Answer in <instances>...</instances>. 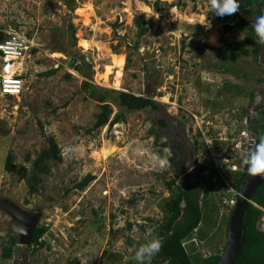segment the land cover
<instances>
[{"label": "rangeland", "instance_id": "1", "mask_svg": "<svg viewBox=\"0 0 264 264\" xmlns=\"http://www.w3.org/2000/svg\"><path fill=\"white\" fill-rule=\"evenodd\" d=\"M67 1L0 0V30L8 38L14 32L24 33L37 46L23 59L10 60V68L16 67L13 74L23 72V94L0 96V196L26 211L40 209V225L49 228L44 249L31 256L21 248L4 261L2 246L11 218L0 211V264H71L75 260L79 264H138L134 247L153 237L167 217L162 208L170 197L166 179H174L177 173L178 184L184 187L191 177L182 172L187 169L191 174L201 164L203 146L197 156L194 152L197 134L204 138L208 133H222L231 141L232 133L235 137L243 129L236 110L215 109V94L223 85L246 83L247 94L233 98V104L252 114L246 97L252 90L258 94L254 80L258 74L253 72L251 57L225 55L224 62L218 57L217 49L243 41L246 32L225 33L208 0H74V11ZM136 16L144 17L149 27L140 39ZM83 42L89 48H82ZM111 54L122 61L117 67ZM222 63L232 70L235 65L247 70L251 80L218 71ZM2 64L0 60V76L7 77ZM74 66L82 68V73ZM107 66L115 67L111 76H106ZM53 70L57 73L48 76ZM83 82L145 97L156 90L153 98L161 108L128 113L114 106L111 119L123 113L125 121L94 130L103 99H89ZM160 120L168 128H162ZM51 137L63 161L47 163L50 171L43 176L42 188L30 197L26 181L6 172V158L13 154L17 167L31 170ZM104 147H112L114 153L102 157ZM88 175L94 180L84 191L77 189ZM198 180L204 191L208 174ZM226 181L231 183V177ZM222 195L223 199L230 193ZM224 215L225 211L211 228L203 220L201 242L195 232L203 255L225 247ZM105 250L116 255L115 260L105 259Z\"/></svg>", "mask_w": 264, "mask_h": 264}, {"label": "trees", "instance_id": "2", "mask_svg": "<svg viewBox=\"0 0 264 264\" xmlns=\"http://www.w3.org/2000/svg\"><path fill=\"white\" fill-rule=\"evenodd\" d=\"M259 1L260 0H241V8L247 9ZM73 2L74 0L67 1L70 5L71 11L76 9L75 6H73ZM256 15H263L260 7L245 10L244 12H240V14L237 13L235 16H216L217 19L224 23L225 33H230L236 29L246 32V36L243 41L225 43L222 48L217 49V54L219 58H222L223 62L225 60L227 61L225 55H229L231 57L239 55L252 58L254 62L252 67L253 72L255 70L256 74H258L257 77H254V80L259 88V92L257 94L255 90L250 91L246 99L248 100L247 106H251L254 113H246L244 111V107H237L233 104V98L236 100L238 97H245L244 95L247 94L245 93L246 89L248 90V88H246V83L223 85L221 90L215 94L213 104L215 109L226 110L231 107L232 110H236V118L241 121L246 116L249 128L257 140L259 137H264V45L256 42L257 37L255 31L251 26V22L247 20H250L249 17ZM134 23L137 28L138 38L140 39L144 37L149 31L145 18L142 16H136ZM68 27L71 31L72 37L74 38V25L70 23ZM114 28L117 29L118 24H115ZM6 38L7 36L0 30V43L5 41ZM138 46L139 44L137 43L134 49L138 50ZM34 52H36V50H34ZM78 56L82 59L84 66H87L88 64L86 59L81 55ZM146 67L145 69H147ZM219 67L221 70L218 71L227 74H235V78L237 80H244L245 82L251 80L247 77V70L237 67L236 65L233 70L228 65H223V63ZM74 69L78 73H82V68L79 66H74ZM56 73L57 72L53 70L50 74H48V76L55 75ZM67 77L71 78L70 75ZM82 89L89 93V99L91 100L100 99V97L103 96L102 105L100 107L101 111L97 116V122L93 128L94 130L100 129L107 124H109V127H112L125 121V115L123 113H117L113 119H111L114 106L125 110L128 113L140 112L146 109L158 111L161 108L160 104L153 98L156 90L155 93L153 92L149 96L145 97L143 95L138 96L130 92L114 90L109 91L96 88L89 82H83ZM233 90H235V92ZM237 110L240 111L238 112ZM159 123L162 128H168V125L164 121L160 120ZM153 133L158 140L160 135L155 130ZM2 134L3 132L0 130V136ZM209 136L213 138L211 133ZM198 137H202L200 132L194 140V152L196 153V156L199 154L200 148L203 146L200 143V140H198ZM164 146H167V144H164ZM175 160L176 156L170 159L172 163H174ZM52 161L55 163H61L63 161V157L56 140L51 137L48 138V147L38 156V159L34 162L31 170L25 166L17 167L15 165V158L13 154H8L5 162V170L7 173L17 174L19 181H26L28 194L32 197L39 194L40 189L42 188L43 176L48 174L50 171V167L47 163ZM197 167L201 174H205L206 172L210 173V176L206 181L207 186L203 196L200 189H198L197 193L193 195L189 192L190 187L184 188L180 186L178 184L176 174L174 175V179H166V187L170 193V197L164 201L162 208L167 217L153 236L163 240V247L161 251L150 261V264H191L181 244V240L189 233L197 232V238H199V241L201 242L202 239H204L202 238L203 234L205 235V229L201 230L203 220H206V224L209 225V227L207 226L208 228L213 226L215 227L219 219H221V213L223 211H225L224 216H226V218L224 217V224L227 235L231 210L222 206L223 199L221 197V193L223 194L222 196L226 195L225 183L219 178L211 159L205 160L202 164H198ZM248 173L247 166L245 165L243 172H239L235 174V176L230 174L229 177H231V182L237 192L240 191V186ZM93 180V176L88 175L76 186V188L84 191ZM216 183L219 185L218 188L220 193L216 191ZM214 194H216V199L213 198ZM217 194L219 195L217 196ZM25 202L29 203L28 200ZM254 204L264 209V184L253 196L252 204L245 214V232L243 234L246 238V244L243 247L242 257L238 259L236 264H264V231L261 228V221L264 213ZM48 229L49 228L46 225H40L34 233L32 245L30 247H20L18 245V236L13 234V232L9 229L8 238L2 246V260L10 261L13 258L15 251L21 248L31 252V256H34L38 251L47 246V242L44 241V237L48 233ZM153 237L149 239H152ZM224 248L225 247L222 249L218 248L214 252L206 254L202 264H218ZM137 249L138 247L135 246L134 254ZM102 256L105 257V259H111V261L115 260L117 257L116 255L110 254V252L106 250L103 252ZM23 257L24 259H27L28 255L24 254ZM71 264H79V262L75 260V262Z\"/></svg>", "mask_w": 264, "mask_h": 264}, {"label": "built area", "instance_id": "3", "mask_svg": "<svg viewBox=\"0 0 264 264\" xmlns=\"http://www.w3.org/2000/svg\"><path fill=\"white\" fill-rule=\"evenodd\" d=\"M14 33L0 43L1 61L3 62L1 68L5 65L4 70L10 67V63H12L10 60H21L28 54H31L34 49H37L34 41L26 34ZM21 73L11 76L7 75V77L0 76L1 97H20L23 94L25 86ZM243 122V129L240 133H236L235 137L234 133H232L233 139L231 141L227 138H222V133L214 135V139L208 133L207 137L202 139L205 144V158L212 160L219 178L225 183L226 189L228 190L226 192L230 193V197H224L222 202V206L230 210L235 206L239 193L234 189L233 183H228L226 179L230 174L235 176V174L244 171L245 165L243 164V160L248 156L254 140V134L249 128L247 118H244ZM256 207L264 213L263 208ZM261 228L264 231V216L261 221Z\"/></svg>", "mask_w": 264, "mask_h": 264}, {"label": "water", "instance_id": "4", "mask_svg": "<svg viewBox=\"0 0 264 264\" xmlns=\"http://www.w3.org/2000/svg\"><path fill=\"white\" fill-rule=\"evenodd\" d=\"M255 7H260L262 14L264 15L263 0H260L247 9L241 8L240 12L251 10ZM102 99L103 96L100 97V100ZM254 140H256L255 136ZM199 177L200 173L198 171L194 172L193 180L196 181ZM263 184L264 177L261 176L251 177L248 173L244 178L240 186L236 204L231 211V216L228 222L226 244L218 264H236L238 259L242 257L243 247L246 244V238L243 234L245 232L244 217L252 204L253 196ZM0 211L4 212L11 218V231L18 236V245L20 247H30L32 245L34 233L40 226L43 215L42 211L40 209L26 211L16 203L1 196ZM181 244L191 264H202L204 257L195 232L189 233L181 240Z\"/></svg>", "mask_w": 264, "mask_h": 264}, {"label": "clouds", "instance_id": "5", "mask_svg": "<svg viewBox=\"0 0 264 264\" xmlns=\"http://www.w3.org/2000/svg\"><path fill=\"white\" fill-rule=\"evenodd\" d=\"M208 2H209V7L212 10L214 16H218V17L235 16L237 13L240 14L241 11V0H208ZM249 18L251 20V26L253 27L257 37L256 42L258 44L264 45V15H256ZM243 34L244 33L241 34L240 39H242ZM214 41L215 38H213V42ZM0 60H1V54H0ZM3 68H5V65L3 66ZM8 97L14 98L11 96ZM245 118L247 117L245 116ZM243 120L241 122H243ZM199 139H200V143L203 145L202 148L204 150L203 151L204 157L202 156L203 159L201 160V164H202L205 160L209 158H205L206 151H205V144L202 140L203 137ZM243 164L247 166V170L251 177H256V176L264 177V137H259L257 140H254L253 147L250 150L248 156L243 160ZM207 174L209 178L210 176L209 172H206L205 174L200 173V176ZM162 247H163V240L161 238L153 237L152 239L147 240L146 243H143L138 247V249L135 252L134 259L138 262V264H150V261L161 251ZM204 256L205 255H203V257Z\"/></svg>", "mask_w": 264, "mask_h": 264}, {"label": "bare ground", "instance_id": "6", "mask_svg": "<svg viewBox=\"0 0 264 264\" xmlns=\"http://www.w3.org/2000/svg\"><path fill=\"white\" fill-rule=\"evenodd\" d=\"M147 10L150 12L149 9H147ZM82 48H84V49L89 48V43L88 42H83L82 43ZM111 56L113 57L112 59L115 62V64H114L115 67H117L118 65H120L122 63V61L120 59H118L116 56H114L113 54H111ZM114 66L113 67L112 66H107L106 67V76H111L113 74V72L115 70V67ZM15 70H16V67L15 66L12 67V68H10V67L9 68H6L5 69V74L11 75V74H13L15 72ZM113 153H114V149H112V147H110V148L109 147H104L100 151V155L102 157H104V158L108 157L109 155H111Z\"/></svg>", "mask_w": 264, "mask_h": 264}, {"label": "flooded vegetation", "instance_id": "7", "mask_svg": "<svg viewBox=\"0 0 264 264\" xmlns=\"http://www.w3.org/2000/svg\"><path fill=\"white\" fill-rule=\"evenodd\" d=\"M188 170L186 169V170H184L183 172H182V174L184 175L185 174V176H189V177H191V179L188 181V180H185V182H184V188H186V187H190V189H189V192H190V194H193V195H195L196 193H197V191H198V189H200L201 191H202V196H203V194L205 193V190L203 191V189H202V187H203V184L199 181V180H196V181H194L193 180V176H192V174H194V172H192L191 174H190V172L188 173L187 172ZM196 172V171H195ZM176 175H177V177L178 178H180L179 177V175L176 173ZM187 179V178H186ZM200 179V178H199ZM201 196V197H202Z\"/></svg>", "mask_w": 264, "mask_h": 264}]
</instances>
